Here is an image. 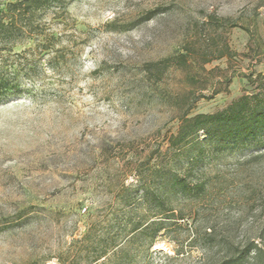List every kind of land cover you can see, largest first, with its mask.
Returning <instances> with one entry per match:
<instances>
[{"label": "rangeland", "instance_id": "rangeland-1", "mask_svg": "<svg viewBox=\"0 0 264 264\" xmlns=\"http://www.w3.org/2000/svg\"><path fill=\"white\" fill-rule=\"evenodd\" d=\"M68 1L39 19L59 39L51 54L27 42L0 55L9 71L39 61L27 94L0 105V264H95L107 236L111 264H219L254 244L263 253L246 264H264V150L204 144L192 168L159 159L181 113L222 110L264 76V0ZM181 53L185 69L149 71ZM169 170L207 192L170 191L176 216L148 247L132 238L158 219L150 203Z\"/></svg>", "mask_w": 264, "mask_h": 264}, {"label": "trees", "instance_id": "trees-1", "mask_svg": "<svg viewBox=\"0 0 264 264\" xmlns=\"http://www.w3.org/2000/svg\"><path fill=\"white\" fill-rule=\"evenodd\" d=\"M68 4V0H16L8 2L5 9L0 10V55L4 50L12 52L16 46L24 45L27 42H34L37 50L38 48H44L48 51L45 53L51 54L54 51L53 46L59 42V39L54 33L44 34L45 32L40 30L39 19L42 14L47 12L56 13L59 10L66 12ZM160 12L161 8L149 10L141 18L131 22V26L148 21ZM41 35L44 36L41 37ZM228 51V46H225L222 57L227 55ZM17 55L20 56V54ZM1 62L0 56V105H6L27 94L26 80L32 81L37 77L39 61L33 58L30 63H25V66L29 68H26L24 73L19 68L9 71L4 68ZM188 63L187 55L181 53L150 64L149 71L154 70L159 75L174 64L185 69ZM52 67L55 68V66ZM250 82L254 87L253 90L233 100L222 110L195 115H191L189 110L181 113L179 115L180 125L178 131L170 136L168 146L165 151L160 152L159 159H171L180 162L184 157L190 168H192L205 153L204 144L212 146L214 150L222 151V153L253 144L255 151L263 153L264 76L260 75L255 80L251 77ZM199 144H202L199 151L195 154H187L185 148ZM261 155L257 153L250 160H255ZM170 191H175L177 195L183 198L190 195L205 196L207 187L206 183H197L196 186H190L185 176L177 173L172 174L170 170L164 172L154 202L149 199L148 190L145 188L142 195L145 201L151 202L150 206L153 205L155 209H158L159 217L142 230H138L139 227L137 226L132 239L146 240L148 241V247H151L160 235H163L161 232L166 228L167 220L176 216L172 198L169 194ZM90 235L91 231L89 230L83 240L89 239ZM116 237L99 238L93 260L95 264L112 263L110 250L112 244L116 241ZM252 251H254L252 259L260 258L263 253V249L254 244L248 248L246 254H234L219 264H246ZM179 254H181L180 250L177 251V255ZM72 264L83 263L74 261ZM116 264H122V260L117 261Z\"/></svg>", "mask_w": 264, "mask_h": 264}]
</instances>
